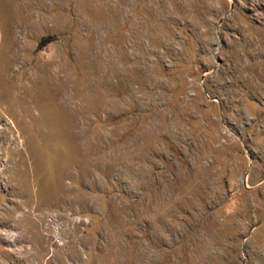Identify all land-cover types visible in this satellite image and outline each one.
Instances as JSON below:
<instances>
[{
	"label": "rangeland",
	"instance_id": "1",
	"mask_svg": "<svg viewBox=\"0 0 264 264\" xmlns=\"http://www.w3.org/2000/svg\"><path fill=\"white\" fill-rule=\"evenodd\" d=\"M0 264H264V0H0Z\"/></svg>",
	"mask_w": 264,
	"mask_h": 264
}]
</instances>
